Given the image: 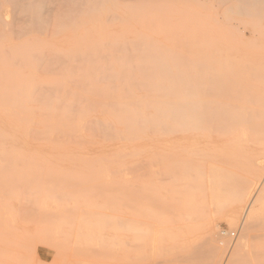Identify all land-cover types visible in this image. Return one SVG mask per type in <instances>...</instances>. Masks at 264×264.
<instances>
[{"label":"rangeland","instance_id":"374dc122","mask_svg":"<svg viewBox=\"0 0 264 264\" xmlns=\"http://www.w3.org/2000/svg\"><path fill=\"white\" fill-rule=\"evenodd\" d=\"M158 1V10L168 4ZM9 3L0 0V247L10 252L0 254V264H177L178 255L189 257L184 264H264V210L247 235V207L235 214L226 205L235 192L212 193L203 200L195 189L178 190L176 156L169 153L161 128L138 126L129 131L114 115L119 102L133 105L134 101L122 99L121 80H102L95 72L98 68L128 71L140 82L142 67L115 62L112 57L99 58L92 65L69 62L72 56L94 53L92 45H104L111 55L136 54L112 46L116 40L133 39L126 3L120 0V8L110 16L82 13L80 20L69 23L62 32L57 30L60 18L52 21L56 31L51 26L38 32L32 22L15 16ZM174 8H166L169 14L164 10L152 14L149 29L150 36L164 44L158 52L166 56L167 65L177 64L180 71L193 63L198 52L181 44L182 25L189 21ZM98 25L102 28L96 29ZM59 53L67 60L66 65L59 62L61 68L55 61L42 59H53ZM169 79L165 78L164 88H172ZM68 81L73 85L67 86ZM54 84L61 93L50 95ZM77 85L81 91L76 93ZM66 88L72 95L67 96ZM134 92L138 99L148 93L142 86H135ZM89 95L104 103L118 101L100 106ZM166 99L161 105L153 102L147 114H158L154 106L166 109L165 103L172 98ZM60 126L65 131L57 137L54 133ZM247 154L253 157L255 153L249 150ZM218 155V161L239 175L251 161L245 160L232 141ZM207 222L212 224L208 232ZM182 240L189 245L175 253V243Z\"/></svg>","mask_w":264,"mask_h":264},{"label":"bare ground","instance_id":"6f19581e","mask_svg":"<svg viewBox=\"0 0 264 264\" xmlns=\"http://www.w3.org/2000/svg\"><path fill=\"white\" fill-rule=\"evenodd\" d=\"M8 1L10 2L9 4L12 3L13 5L14 15L23 17L30 23L32 22L37 31L50 30L51 26H54L52 21L60 18V26L57 30L62 32V30L70 26L69 23L80 20V14L82 13H88L87 15L90 17L100 13L110 16L114 9L120 8V0H52L53 3H47L48 0ZM121 1L126 3L127 13L129 14L127 16L128 20L133 23V39L128 42L116 40L112 43V46L125 52L131 50L132 53L136 54L111 55L104 51V45H92L93 48L91 50L94 53L90 52L88 55L81 57L76 56L79 57L78 60L75 56H72L69 62L76 63L80 61L91 63L92 65L99 58L111 59L112 57V59L115 58V62L121 61L126 65L132 62L136 64L134 65L136 67H142L141 73L143 76L140 82L136 81L138 78L128 71L113 73L108 69L99 70L98 68L95 72L96 77L102 80L112 83L116 79L121 80L125 92V97L123 96L122 99L126 98L134 101V107L130 105L132 102L129 100L130 104L128 105H124L126 104L125 100L119 102L117 106L114 105L116 106L114 115L126 124L129 131L138 126L161 128L169 153L174 152L176 156L175 164L177 170L174 181L176 182L175 184H179L178 190L189 191L193 189L194 191L195 189L196 193L203 197V200L208 194L216 193V196H224L235 192L226 205L235 214H241L247 207L248 217L245 231L248 235L257 215L264 210V0H165L168 1V4L166 7L160 8V11L157 9L159 7L156 3L159 2L158 0ZM173 7H175L174 11L179 10L189 21V23L186 22L185 25H182L184 38L180 39L181 44L196 49L198 52V55L195 54L193 63L185 65L180 71H178L179 66L177 64L173 66L167 65L166 56L158 52V49L163 48L164 44H159L155 41L150 36L151 30L149 29L152 14L156 15L158 11L161 14L162 10H164V14H169L170 12L166 8L171 11ZM101 26L98 25L95 28H102ZM28 32L32 33L33 28L29 29ZM25 35H27V31ZM140 51H144L142 56L138 55ZM187 52L189 53V51ZM95 53H99V57H96ZM55 55L53 59H42L43 61H55L59 66V62H65L66 65L67 60L62 57L61 53ZM137 56L140 57V60L137 62L132 61ZM172 69L177 71L176 74L172 73ZM61 70L63 71V69ZM166 77L170 78L169 80L173 85L172 88H164ZM67 83L68 86L70 82L68 81ZM70 84L73 85L72 83ZM63 85L60 88L63 89ZM135 86L145 88L148 92L147 95L138 99L134 92ZM76 90V93L81 91L79 86ZM54 93H61L59 86H53L50 95ZM68 93L71 94L69 89L66 92L67 96L69 95ZM87 93L83 95L85 96L86 94L88 96ZM8 94L11 95L10 93ZM78 94L82 95L81 92ZM89 96L87 98L91 100L93 98L92 102H97V105L100 104V106H102L101 104H106L107 106L111 102L118 101H112L110 97V102L104 103L98 99L99 103L96 98ZM98 97H100V94ZM167 97L172 98V101L165 103L166 109L154 106L158 114H147L146 111L151 108L153 102L159 103L160 101L162 102L159 103L160 105L164 104V99L168 100L166 99ZM4 99V102L8 101L5 95ZM103 100L109 99L105 98ZM76 104L77 101L74 102V105ZM44 116L47 115L44 114ZM59 118H57L58 122ZM60 123L64 122L60 121ZM68 123L66 122L67 125ZM105 124L108 125V123ZM58 129L60 132L54 133L57 137V133L62 134L65 131L64 129L67 130L64 127L62 131L60 126L55 131ZM108 135L110 136L109 133ZM56 136H54L53 140ZM60 137L61 135H59L58 140H61ZM75 138L77 137L75 136ZM229 141L236 143L244 155L249 150H253V153H255L253 157L248 154L245 155V160L251 161L244 164L242 175L232 172L231 167L225 166L224 161H218L220 159L218 152ZM250 144L253 145L254 149H259V151L254 150L249 146ZM173 160L171 161L173 162ZM72 184L74 185V183ZM98 184L96 183V185ZM69 186L67 184V187ZM80 188L82 190V187ZM73 189L71 190L74 191ZM211 228V222H207L205 230L208 232ZM206 239L208 240V237ZM210 239L211 237H209ZM187 245H189L188 240L178 241L174 245L175 250H177L175 253L183 250ZM0 248V254H5L8 251L4 249L3 252L1 251L2 247ZM10 258L9 260H11ZM187 258L189 257L184 258L178 255L175 263L184 264V262L188 261Z\"/></svg>","mask_w":264,"mask_h":264},{"label":"built area","instance_id":"2783aa9c","mask_svg":"<svg viewBox=\"0 0 264 264\" xmlns=\"http://www.w3.org/2000/svg\"><path fill=\"white\" fill-rule=\"evenodd\" d=\"M224 234V233H223ZM232 236H235V234H232Z\"/></svg>","mask_w":264,"mask_h":264}]
</instances>
